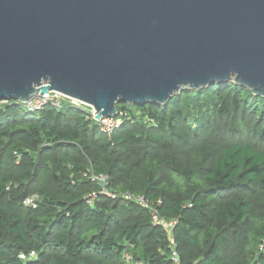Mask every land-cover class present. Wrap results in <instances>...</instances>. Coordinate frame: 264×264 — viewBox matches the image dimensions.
Segmentation results:
<instances>
[{
	"label": "trees",
	"instance_id": "16d2710c",
	"mask_svg": "<svg viewBox=\"0 0 264 264\" xmlns=\"http://www.w3.org/2000/svg\"><path fill=\"white\" fill-rule=\"evenodd\" d=\"M117 113L109 137L67 100H0V264H174L172 243L180 264H264V97L229 80Z\"/></svg>",
	"mask_w": 264,
	"mask_h": 264
},
{
	"label": "water",
	"instance_id": "95a60500",
	"mask_svg": "<svg viewBox=\"0 0 264 264\" xmlns=\"http://www.w3.org/2000/svg\"><path fill=\"white\" fill-rule=\"evenodd\" d=\"M229 80L264 97V0H0V100L55 91L99 120Z\"/></svg>",
	"mask_w": 264,
	"mask_h": 264
},
{
	"label": "built area",
	"instance_id": "2783aa9c",
	"mask_svg": "<svg viewBox=\"0 0 264 264\" xmlns=\"http://www.w3.org/2000/svg\"><path fill=\"white\" fill-rule=\"evenodd\" d=\"M64 100H67L73 105L82 107L83 109L85 108L89 114V117L91 119H94L99 123L100 129L106 133L109 137L115 130V128L121 123V118L119 117V114L117 113L116 116L114 117H102L99 120L95 119V111L94 108L88 104L82 103L81 101L75 100L73 98L67 97L63 94L57 93L55 91H50L47 94L43 95H37L28 100L25 104V106L30 110V111H37V110H42L47 106L48 104L53 105L57 108H60L64 102ZM89 178L92 182L96 183L97 185L100 186V193L101 194H107L111 198H115L117 196H121L125 200H133L137 202L139 205L143 206L144 208L149 209L152 217H153V222L155 223H161L163 224L166 228L171 229L172 226L174 225L173 220H167L163 216H161L158 212V209L156 208V204H160V200L156 202L151 201L144 197L143 195L139 194H132L130 192H121V193H116V192H111L109 189V178L106 174L103 173H95L92 170L89 171ZM94 196V195H93ZM38 198L36 194L29 195L28 197L25 198L24 204L30 205L33 204L34 201ZM91 198L87 199V202H91ZM172 248V254H171V259L174 264H180L179 261V256L175 250V244L172 243L171 245ZM35 252L30 251L27 255L29 258L35 257ZM26 257L25 254L21 253L19 254V258L24 259ZM124 258L126 261H129L132 263V256L129 252H125Z\"/></svg>",
	"mask_w": 264,
	"mask_h": 264
}]
</instances>
